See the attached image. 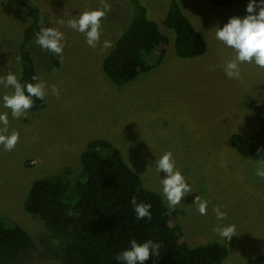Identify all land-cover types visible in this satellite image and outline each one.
I'll list each match as a JSON object with an SVG mask.
<instances>
[{"label": "rangeland", "instance_id": "rangeland-1", "mask_svg": "<svg viewBox=\"0 0 264 264\" xmlns=\"http://www.w3.org/2000/svg\"><path fill=\"white\" fill-rule=\"evenodd\" d=\"M15 1L0 0V76L14 72L20 78V45L32 20ZM178 2L206 38L207 52L193 58L177 56L175 32L163 23L170 0H146L149 17L169 38L168 49L159 65L118 86L104 71L103 59L131 21L125 20L129 0H31L43 14L44 27L64 33V48L57 68L36 38L28 43L39 80L46 86L44 109L14 118L0 100V113H8L9 134L19 133L11 151L0 144V213L16 220L36 243L21 253L23 264L62 263L50 256L52 237L44 223L25 210L24 201L32 184L44 176L70 167L75 178L82 170L86 145L96 139L114 144L169 207L162 192L164 173L157 171L155 160L172 152L191 192L171 208L180 210L191 247L226 245L229 253L223 264H246L249 258L264 256V178L255 175L264 161L257 160V153L242 157L229 141L233 133L251 134L258 127L244 99L264 104V68L244 63L240 77L230 79L224 67L234 50L215 38L216 26L247 15L246 7L217 6L208 0ZM105 3L110 11L102 18L100 40L90 47L66 21ZM105 41L111 46L104 47ZM12 92L0 85V97ZM197 196L209 202L206 215L197 210ZM217 205L227 213L223 221L217 220ZM221 223L236 226L232 240L213 231Z\"/></svg>", "mask_w": 264, "mask_h": 264}, {"label": "trees", "instance_id": "trees-1", "mask_svg": "<svg viewBox=\"0 0 264 264\" xmlns=\"http://www.w3.org/2000/svg\"><path fill=\"white\" fill-rule=\"evenodd\" d=\"M208 1L217 6L246 7L248 3V0ZM15 2L32 20L20 45V80L35 83L32 77L39 76L28 43L45 28L41 22L43 14L31 0ZM129 3L131 8L125 20L131 21L103 59L104 71L118 86L159 65L169 45L167 35L149 17L146 0ZM163 23L175 32L177 56L193 58L207 52L206 38L178 0H170ZM48 53L59 68L61 54ZM244 100L258 127L251 134L233 133L229 141L242 157H251L264 145V104L248 96ZM46 105V97L36 99L30 110L39 111ZM81 162L82 170L75 178L72 169L66 167L62 173L36 180L24 201L25 210L40 219L50 233L49 254L60 264H120L116 256L130 246L132 239L161 244L159 256L150 257L145 264H223L228 247L219 242L191 247L179 220L180 210L169 207L159 192L148 188L114 144L104 139L90 141ZM133 196L138 203L152 205L151 219H137L130 203ZM35 247L28 231L8 214L0 213V264H23L21 253ZM246 264H264V256L249 258Z\"/></svg>", "mask_w": 264, "mask_h": 264}, {"label": "clouds", "instance_id": "clouds-1", "mask_svg": "<svg viewBox=\"0 0 264 264\" xmlns=\"http://www.w3.org/2000/svg\"><path fill=\"white\" fill-rule=\"evenodd\" d=\"M110 11V6L105 3L103 8L85 11L78 18L68 19L67 26L79 33L83 34L86 42L90 47H95L100 40L102 30V18ZM247 15L230 17L228 22L220 27L216 26L215 38L222 42L226 47L234 50L233 59L229 60L224 71L230 79H238L240 77V65L244 63H254L256 66L264 68V0H248L245 8ZM64 23V21H61ZM64 33L54 27L41 28L36 33V43L43 49L50 51L55 55L63 52ZM111 44L105 41L104 47H110ZM35 83H22L18 75L9 72L6 76H0V85L5 88H12L11 94H5L0 97L3 108L11 110L14 118L25 115L28 110L34 107L35 100H44L46 96L45 84L39 81V77L33 76ZM53 91H56L53 88ZM0 144L5 150L11 151L17 144L19 133L8 132V113H0ZM258 161H264V145H260L256 149ZM155 166L158 172L164 173L162 183V192L166 197L170 207L180 204L186 193L191 192L190 184L187 182L182 172L176 168L175 160L172 152H166L155 160ZM255 175L264 178V166L255 170ZM130 203L137 219L147 217L151 219L152 205L144 202H137V198L133 196ZM194 203L201 215H206L208 201L196 197ZM222 206L217 205L215 213L217 220L223 221L227 215L221 210ZM213 231L221 238L232 240L236 226L231 224H219ZM129 247L117 254L116 260L120 264H145L150 257H158L161 247L160 243L153 240L138 242L136 239L129 241Z\"/></svg>", "mask_w": 264, "mask_h": 264}]
</instances>
